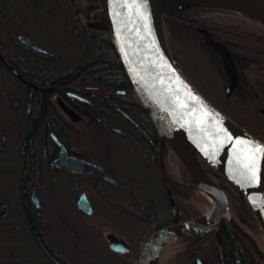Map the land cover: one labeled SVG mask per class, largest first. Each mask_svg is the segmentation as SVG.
Segmentation results:
<instances>
[{
	"label": "flooded vegetation",
	"instance_id": "1",
	"mask_svg": "<svg viewBox=\"0 0 264 264\" xmlns=\"http://www.w3.org/2000/svg\"><path fill=\"white\" fill-rule=\"evenodd\" d=\"M14 2L0 0V253L10 254V264H139L153 233L202 216L213 202L196 188L174 154L173 164L167 158V170L163 168L158 132L146 137L152 151L130 146L131 132L141 124L123 108L128 104L145 110L139 99L112 96H125L126 89L111 92L95 75L40 79L36 62L58 55L27 35L12 36L13 14L25 13L11 6ZM20 36L52 55L24 44ZM228 89L229 85L227 93ZM112 110L120 113L119 123ZM169 152L165 145L163 156ZM70 160L97 166L112 181L64 168ZM200 164L225 191L227 217L208 230L168 240L156 264H264V236L248 201L226 178L201 160ZM125 188L137 209L116 203L117 191ZM180 201L190 207L191 216L180 215ZM80 204H87L86 212ZM138 209L152 211L153 218L165 223L148 226ZM86 221L93 232L100 222H109V260L82 261ZM139 231L145 239L138 237ZM112 241H122L129 250H111Z\"/></svg>",
	"mask_w": 264,
	"mask_h": 264
},
{
	"label": "trees",
	"instance_id": "2",
	"mask_svg": "<svg viewBox=\"0 0 264 264\" xmlns=\"http://www.w3.org/2000/svg\"><path fill=\"white\" fill-rule=\"evenodd\" d=\"M11 6L25 12L13 14L12 36L27 35L58 55L36 62L34 70L41 80L95 75L111 92L126 89L125 96L112 93L114 99L138 101L107 25L102 29L88 24L94 13L101 11L98 0H15ZM162 24L170 56L186 81L225 117L264 142V25L238 12L207 6H190L174 15L163 14ZM227 85H233L230 94ZM123 110L141 124V129L133 128L130 146L143 152L152 151L146 137L148 133L156 135L157 130L149 115L128 104ZM112 113L115 123H119L120 113L116 110ZM117 193V204L137 209L129 189H119ZM180 203V215L191 216L190 207ZM136 211L142 219H148V226L165 223L153 218L152 211ZM133 223L138 229L140 224ZM82 224L86 230L81 236L82 261L109 260L105 239L109 222H100L96 232L90 231V222ZM73 228L77 229L74 225ZM136 234L142 240L146 237L140 231ZM226 246L231 247L230 242ZM10 262L9 253H0L1 264Z\"/></svg>",
	"mask_w": 264,
	"mask_h": 264
},
{
	"label": "water",
	"instance_id": "3",
	"mask_svg": "<svg viewBox=\"0 0 264 264\" xmlns=\"http://www.w3.org/2000/svg\"><path fill=\"white\" fill-rule=\"evenodd\" d=\"M98 1L130 85L157 129L160 160L166 145L191 176L196 188L202 187L204 192L200 191L213 199L212 208L202 216L153 233L142 249L139 264H151L154 252L164 241L194 230H208L227 217V195L204 171L200 160L226 178L248 201L264 236V142L225 117L191 86L167 48L163 14L174 15L190 6L179 7V0H163L168 5L156 14L146 0ZM227 1L242 5L252 13L244 15L264 25V0ZM19 40L52 55L27 37L20 36ZM232 90L233 85H230L228 94ZM163 130L170 133L173 141L164 137ZM185 146L192 151H187ZM255 146H260L262 151L256 152ZM64 168L87 171L112 181L101 168L77 160H70ZM80 207L85 212L88 209L87 204H80ZM109 247L119 253L129 250L122 241H112Z\"/></svg>",
	"mask_w": 264,
	"mask_h": 264
},
{
	"label": "bare ground",
	"instance_id": "4",
	"mask_svg": "<svg viewBox=\"0 0 264 264\" xmlns=\"http://www.w3.org/2000/svg\"><path fill=\"white\" fill-rule=\"evenodd\" d=\"M147 4L149 7L156 13L162 12L166 6L168 5L166 2L163 0H146ZM179 7L183 6H212V7H217V8H224V9H233L239 13H243L246 15H252V13L247 10L245 7L242 5L235 3V2H229L227 0H179L178 3ZM163 135L165 138L170 139V141H173V138L170 136V133L167 130H163ZM185 149L189 152L192 150L189 147L185 146ZM210 163L215 165L213 160H210ZM200 190L204 192L203 188L200 187ZM213 200V199H211ZM168 240L164 241L154 252L152 259H151V264H156V259L158 256L159 251L161 250V247L167 242Z\"/></svg>",
	"mask_w": 264,
	"mask_h": 264
},
{
	"label": "rangeland",
	"instance_id": "5",
	"mask_svg": "<svg viewBox=\"0 0 264 264\" xmlns=\"http://www.w3.org/2000/svg\"><path fill=\"white\" fill-rule=\"evenodd\" d=\"M183 7H185V6H183ZM88 24L91 27H94V28H102V29L103 28H106V23H105V20H104V17H103V14H102L101 11H96L94 13V15H93V19L91 21H89ZM167 158H168V161L170 162V164L172 165L173 164L174 155H173V153L171 151L169 152V156L168 157L163 156V159H162V166L166 170H167V166H166V164H167ZM168 250L169 249H167L166 251L168 252ZM164 251H165V248H164Z\"/></svg>",
	"mask_w": 264,
	"mask_h": 264
},
{
	"label": "snow or ice",
	"instance_id": "6",
	"mask_svg": "<svg viewBox=\"0 0 264 264\" xmlns=\"http://www.w3.org/2000/svg\"><path fill=\"white\" fill-rule=\"evenodd\" d=\"M255 151L260 152V151H262V149L260 148V146H255Z\"/></svg>",
	"mask_w": 264,
	"mask_h": 264
}]
</instances>
